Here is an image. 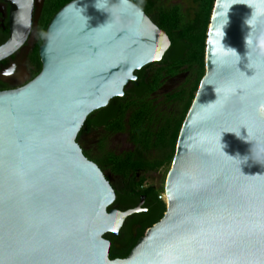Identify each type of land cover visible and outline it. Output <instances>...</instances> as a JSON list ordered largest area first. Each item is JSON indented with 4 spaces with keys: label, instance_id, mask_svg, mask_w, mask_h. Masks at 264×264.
<instances>
[{
    "label": "water",
    "instance_id": "95a60500",
    "mask_svg": "<svg viewBox=\"0 0 264 264\" xmlns=\"http://www.w3.org/2000/svg\"><path fill=\"white\" fill-rule=\"evenodd\" d=\"M3 1L10 38L0 63L28 42L43 4ZM171 46L128 0H76L54 17L40 75L0 93V264H264V0H216L164 218L126 259H110L105 236L118 237L145 199L109 210L116 191L78 138Z\"/></svg>",
    "mask_w": 264,
    "mask_h": 264
},
{
    "label": "trees",
    "instance_id": "16d2710c",
    "mask_svg": "<svg viewBox=\"0 0 264 264\" xmlns=\"http://www.w3.org/2000/svg\"><path fill=\"white\" fill-rule=\"evenodd\" d=\"M72 1H47L41 20V36L53 17ZM215 2L195 0L196 10L189 19L180 7L161 10L154 16V22L172 41L170 50L162 62L136 72L138 85L129 84L124 98L114 99L107 108L92 114L79 135L78 141L85 133L103 129L104 136L97 154L84 151L85 156L95 162L104 174L111 173L131 183L137 181L139 175L141 177L133 191H117L118 198L109 210L127 211L136 206L141 195L148 197V213L128 218L118 237L105 236L112 244L111 260L126 259L147 230L164 218L166 204L159 200L164 188L151 186L143 189V186L148 174L164 167L170 170L172 166L183 123L206 73L207 34ZM36 62L41 70L39 58ZM180 75H187V78L178 90L158 95L165 81ZM116 134L128 135L134 150L116 154L105 149L103 146L107 139ZM135 225L141 226L136 232L133 229Z\"/></svg>",
    "mask_w": 264,
    "mask_h": 264
},
{
    "label": "flooded vegetation",
    "instance_id": "af4514ba",
    "mask_svg": "<svg viewBox=\"0 0 264 264\" xmlns=\"http://www.w3.org/2000/svg\"><path fill=\"white\" fill-rule=\"evenodd\" d=\"M47 1L48 0H43L42 7L36 8L35 27L33 29V32L31 34L28 42L15 55H13L12 57H10V58H8L5 61L0 63V93L22 89V88L26 87L28 84H30L35 78H37L40 75V73L42 71V63H41L40 56H39V50L43 44V41H44V38L46 35V32H45L43 34V36H41V34H42L41 20H42V16H43ZM74 1H76V0H74ZM128 1L132 2L133 4H135L139 8H141L151 18V20L153 22H154L153 17L156 16L161 10H169V9H173L176 7L181 8L180 5H174V6L167 5L169 0H128ZM35 2L37 5L38 0H35ZM72 2H70V3H72ZM181 10H182V8H181ZM10 14H11L10 4H8L7 2H5L3 0H0V47L3 46L10 38ZM185 16L188 19L190 18L189 15L185 14ZM54 17H53V19H54ZM154 23L156 24V22H154ZM46 31H47V29H46ZM40 41H41V44H39ZM36 51L38 53H36ZM37 55H38L39 61L41 63V70L39 69V64L36 62L38 60ZM176 78H183L184 82H185L187 75H185V76L180 75ZM174 79L175 78L165 81L163 83V86L159 90V92L163 89L165 83H167L168 81H173ZM159 92H158V95H159ZM99 130L103 131V129H98V130H93L90 133H85L81 137L80 141H78L81 148L83 149V152L84 151L91 152L85 148V146L83 144V138L85 136H89L93 132L99 131ZM120 135H124V134H116V135L109 137L106 141L105 146H103V147L105 149H108L107 143H108L109 139L112 137L120 136ZM102 138H101V140H102ZM101 140H99L96 144L97 145V152L101 147ZM105 175L110 180L111 185L115 189L116 195H117V191H120L122 189H127L129 191L130 190L133 191L137 187L138 183L141 180L140 175L138 176L137 181H135L134 183L133 182L131 183V181H129V180H124L123 178L116 177V176L112 175L111 173H106ZM118 183H119V185H118ZM150 187L151 186L146 185V182H145L143 189H148ZM117 198H118V196H117ZM143 199H145V201H144V205L142 208L146 211L142 212L140 214L148 213L149 208L146 207L147 202H148V197L144 194L140 196L139 201L136 204V206H134L131 209H134L137 206H139L142 203ZM149 201L152 202V199L150 198ZM116 210L122 211L118 208H116ZM140 214H137V215H140ZM140 228H141L140 225H135L133 227L135 232Z\"/></svg>",
    "mask_w": 264,
    "mask_h": 264
},
{
    "label": "rangeland",
    "instance_id": "374dc122",
    "mask_svg": "<svg viewBox=\"0 0 264 264\" xmlns=\"http://www.w3.org/2000/svg\"><path fill=\"white\" fill-rule=\"evenodd\" d=\"M169 6L180 5L184 14L189 15L190 18L194 16L196 10L195 0H169L167 3ZM185 76V75H183ZM184 83L183 78H175L173 81L165 83L163 89L159 92L160 96L170 94L179 89ZM104 136L102 130L95 131L89 136L83 138V144L85 148L91 151L93 154H97V142ZM107 148L116 154H123L130 152L134 149L133 145L129 142L128 135H120L112 137L107 143ZM169 170L164 167L156 173H150L146 176V185L156 186L157 188H164L166 178ZM119 185V183H118Z\"/></svg>",
    "mask_w": 264,
    "mask_h": 264
},
{
    "label": "built area",
    "instance_id": "2783aa9c",
    "mask_svg": "<svg viewBox=\"0 0 264 264\" xmlns=\"http://www.w3.org/2000/svg\"><path fill=\"white\" fill-rule=\"evenodd\" d=\"M159 200L163 203H167V196L165 194V192H162L160 195H159Z\"/></svg>",
    "mask_w": 264,
    "mask_h": 264
}]
</instances>
